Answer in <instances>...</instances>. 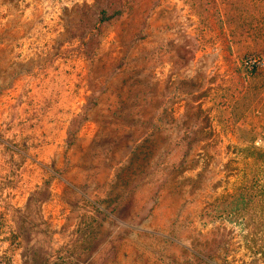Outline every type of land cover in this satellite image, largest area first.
Masks as SVG:
<instances>
[{"label":"rangeland","instance_id":"obj_1","mask_svg":"<svg viewBox=\"0 0 264 264\" xmlns=\"http://www.w3.org/2000/svg\"><path fill=\"white\" fill-rule=\"evenodd\" d=\"M236 3L0 0V264H264V0Z\"/></svg>","mask_w":264,"mask_h":264},{"label":"built area","instance_id":"obj_2","mask_svg":"<svg viewBox=\"0 0 264 264\" xmlns=\"http://www.w3.org/2000/svg\"><path fill=\"white\" fill-rule=\"evenodd\" d=\"M242 64L248 72H251L258 68H263L264 67V53L260 55H256V56L253 55V56L246 57L245 59L242 60Z\"/></svg>","mask_w":264,"mask_h":264},{"label":"crops","instance_id":"obj_3","mask_svg":"<svg viewBox=\"0 0 264 264\" xmlns=\"http://www.w3.org/2000/svg\"><path fill=\"white\" fill-rule=\"evenodd\" d=\"M225 1V4H227L229 6V10H243V8H240V9H236V8H233L232 6L233 5H236L237 3V0H224ZM245 2L244 0H239V5H243ZM245 4H248L250 5V0H248Z\"/></svg>","mask_w":264,"mask_h":264},{"label":"trees","instance_id":"obj_4","mask_svg":"<svg viewBox=\"0 0 264 264\" xmlns=\"http://www.w3.org/2000/svg\"><path fill=\"white\" fill-rule=\"evenodd\" d=\"M252 155H254L255 156V160L257 161V162H263L264 163V156L263 155H261V154H259V153H252ZM255 254H259L260 253V256H264V252H261V251H259V252H254ZM209 255L212 257L213 255H214V253H209ZM200 259H204V257L201 255V257H199Z\"/></svg>","mask_w":264,"mask_h":264}]
</instances>
